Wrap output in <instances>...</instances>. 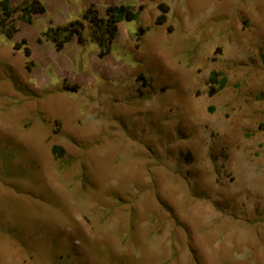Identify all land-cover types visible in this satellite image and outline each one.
Masks as SVG:
<instances>
[{"label": "rangeland", "instance_id": "374dc122", "mask_svg": "<svg viewBox=\"0 0 264 264\" xmlns=\"http://www.w3.org/2000/svg\"><path fill=\"white\" fill-rule=\"evenodd\" d=\"M59 1L0 31V264H264V0H115L105 57Z\"/></svg>", "mask_w": 264, "mask_h": 264}, {"label": "trees", "instance_id": "16d2710c", "mask_svg": "<svg viewBox=\"0 0 264 264\" xmlns=\"http://www.w3.org/2000/svg\"><path fill=\"white\" fill-rule=\"evenodd\" d=\"M160 13L156 17L157 24H164L168 18L169 5L165 2L158 4ZM144 9V4H140L135 9L131 4L126 3H109L101 11L96 4L91 3L80 17L72 19L63 24L51 23L46 29L42 30L38 36V41H48L55 49L62 50L73 39L80 44L85 45L89 42L97 44L98 55L100 57L107 56L114 44L119 32L120 23L123 21H131L137 19ZM47 6L43 0H21L18 6L12 4V0H0V31L7 37L14 38L18 31V27L14 22L15 13H20V18L27 23H32L37 15L47 13ZM90 30V38L87 37L85 31ZM148 27L140 26L136 32V38L140 40ZM25 45L26 56L32 55V50L28 45L27 39H22L16 43V47ZM33 61L27 63V68H32ZM218 73L213 71L210 76V82L219 83L220 86L225 85L226 80L223 78L217 80ZM76 85L69 87L70 90H76ZM52 150L55 154H60L63 149L54 145Z\"/></svg>", "mask_w": 264, "mask_h": 264}, {"label": "crops", "instance_id": "0c3cea01", "mask_svg": "<svg viewBox=\"0 0 264 264\" xmlns=\"http://www.w3.org/2000/svg\"><path fill=\"white\" fill-rule=\"evenodd\" d=\"M56 1H58V2H60L59 0H56ZM21 2V1H20ZM19 2V3H20ZM43 2L46 4V6H47V9H48V0H43ZM112 2H114V3H119L118 1H115V0H113Z\"/></svg>", "mask_w": 264, "mask_h": 264}]
</instances>
